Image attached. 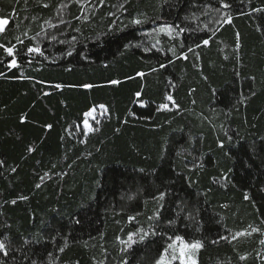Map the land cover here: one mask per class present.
Returning a JSON list of instances; mask_svg holds the SVG:
<instances>
[{
  "label": "trees",
  "instance_id": "trees-1",
  "mask_svg": "<svg viewBox=\"0 0 264 264\" xmlns=\"http://www.w3.org/2000/svg\"><path fill=\"white\" fill-rule=\"evenodd\" d=\"M120 2L122 0H106L105 7L98 10L96 19L86 29L84 35L90 38L87 43L89 61L74 54L57 64L45 65L42 71L27 66L8 71L0 66V71L6 72V78L0 77V160L4 161V167L0 169V205H3L0 222L7 221L11 225L13 236L18 232L27 235L33 231H46L47 225L71 231L77 242L70 243L61 255V264H75L76 261L94 264L93 257L103 259L100 245L107 248L110 260H119L120 245L116 237L139 226L137 221L129 223L127 216L140 212L138 221L145 223V216L151 214L153 207L151 203L145 206L140 197L125 206L120 196L124 195L126 199L141 185L146 186L151 177H144L153 169H160L166 176L185 172L198 180L189 187L181 178L175 185V191L186 197L190 205L201 201L199 231H196V224L185 229L193 238L203 236L210 240L224 227L235 231L248 223H259L264 214V207L260 206L261 201L254 191L255 207L243 198L245 191L253 186L264 185V165L260 164V157L264 156V143L260 139L264 137V35L256 31L259 21L247 16L234 19V26H225L215 34V42L198 50L201 56L196 67L191 59L176 61L166 70L141 78L136 72L147 73L150 66H157L158 59L166 58L161 53L144 52L142 48L124 50L123 45L129 41L147 42L141 32L154 25H145L143 29L129 28L95 40L96 34L107 29L109 19L106 14L114 11L113 6ZM261 2L264 0H253L257 6ZM58 3L60 0H50V7L44 9L37 6V0H28L25 9L24 0L19 3L0 0V18L9 19L5 30L14 32L13 16L23 28L27 24L25 16L47 17L53 14ZM157 3L158 0H131L127 5L128 14L134 15L139 10L146 11L149 16H167L169 7H157ZM78 12L77 6L72 4L66 18ZM32 27L35 30L36 26ZM237 31L240 32L239 55L245 66L240 77L233 72ZM60 47L63 46L53 48V54ZM226 55L228 60L224 59ZM68 68L72 70L68 71ZM21 71L47 83L13 78ZM253 74L257 76L256 82L245 79ZM204 76L208 79L204 80ZM114 79L121 83L111 84ZM169 79L176 84L175 89L170 88ZM84 83L95 86L86 89L81 87ZM55 84L63 85L62 89H55ZM249 84L256 95L245 104L237 105L241 92L246 96L249 94ZM192 88L196 91L189 95ZM141 90V98L150 101L147 107H141L134 96ZM169 91L186 109L182 114L155 110ZM44 92L50 95L45 96ZM193 99L195 105L191 103ZM100 104L107 107L109 115L104 117L94 113L97 119L89 118V122L100 130L82 136L75 125L81 123L83 113L91 106ZM168 120L172 121L170 125ZM48 124L52 125L51 129L45 127ZM161 124L162 128L157 127ZM224 130L230 135L238 131V138L234 136L238 143L225 142V148L220 149L217 138L224 139ZM190 136L203 137L195 145L198 152L194 153L200 156L203 168L193 173H187L185 167L191 157L186 160V152L176 155L181 148L192 151ZM81 139L86 142L80 143ZM165 141L168 151L161 160ZM30 146L36 151L28 153ZM253 148L256 155L252 153ZM225 152L231 158L225 156ZM249 164L252 167H248ZM13 167L16 172L11 171ZM141 168L146 172L139 173ZM45 172L52 178L41 182L39 176ZM62 172L67 173L63 178L58 175ZM221 173L229 176L230 183L226 188L213 183L212 178ZM97 181L102 187H97ZM37 183H41L40 188L36 187ZM208 189L211 192L206 197L199 196ZM20 196L28 199L19 200ZM13 199H17L15 205L10 203ZM133 201L137 202L136 206ZM225 204L228 207L222 208ZM82 205L90 208L87 221L81 217ZM121 207L126 211L117 215ZM171 215L172 211L166 208L162 219ZM78 217H81L80 225L74 223ZM100 233H103V239ZM258 239L257 235L250 239L240 238L234 242L235 247L241 253L252 252ZM159 247V243L149 244L146 252L144 245H135L129 264H145ZM198 260L199 264H226L229 260L231 264H259L255 253L248 260L239 262L233 246L224 242L206 244L198 253Z\"/></svg>",
  "mask_w": 264,
  "mask_h": 264
},
{
  "label": "snow or ice",
  "instance_id": "snow-or-ice-1",
  "mask_svg": "<svg viewBox=\"0 0 264 264\" xmlns=\"http://www.w3.org/2000/svg\"><path fill=\"white\" fill-rule=\"evenodd\" d=\"M19 3V0H16ZM131 0H122V2L114 5V11L108 12L107 18L109 24L107 29L95 35V40L99 41L102 37L109 36L115 32H124L129 28L143 29L145 25L151 24L154 27L146 32H141L147 40L139 42L129 41L123 45L124 50L132 48H142L144 52L161 53L166 60L158 59L157 66H150L149 72L138 71L137 77L144 78L151 73H158L161 70H166L169 66L173 65L176 61H189L194 62L193 66L199 64L202 50L210 46V42H215V34L223 29L225 26H234L233 21L238 17H253L257 23L256 31L264 35V2L258 6L253 3V0H158L157 7L163 8L167 5L170 9L167 16H149L146 11H137L134 15L128 14L127 5ZM28 0H24L25 9H27ZM75 4L79 9L77 15L68 17L69 7ZM106 0H60L55 7L53 14L45 17L43 15L25 16L24 20L27 24L21 28L20 23H17V17H12V28L15 31L5 30V26L9 24V19H0V66H3L11 71L12 69H21L25 66L28 68L35 67L36 71H42L47 64H57L61 60L79 55L84 61H89L90 57L87 54V43L89 37L85 36L86 29L96 19L97 12L100 8L105 7ZM37 6L47 9L50 7L49 2L45 0H37ZM183 13L181 14V8ZM124 19H121V17ZM125 20L127 22H125ZM32 25H35L33 30ZM11 32V34H9ZM236 43L234 52L236 56L233 60V72L236 77L242 75L244 64L240 58V32L235 33ZM190 41V42H189ZM56 46L60 47L56 54H53L52 49ZM79 49V51H78ZM123 54V53H121ZM225 60L229 57L224 56ZM107 67V64L104 65ZM71 71V68L67 69ZM0 77L6 78V72L0 71ZM20 80H30L35 83L44 84L46 81H37L34 76L25 75L21 71L18 77H13ZM134 79V77H128ZM204 80L208 77L204 76ZM250 82H256L257 76L250 75L245 77ZM111 84L118 85L120 80H111ZM171 89L176 88V84L172 79L168 80ZM95 85L91 83H84L81 87L91 89ZM63 85L55 84L54 88L57 90L62 89ZM249 94L246 96L243 92L239 94V99L236 104H245L247 99L255 96L256 92L251 89L249 84ZM196 89L189 90V95L195 92ZM43 95H50L49 92H44ZM143 90L137 91L134 96L141 107H147L150 103L149 100L142 99ZM195 105L196 101H191ZM157 112H169L182 114L186 109L181 107L177 102L171 91L167 92L164 96V102L157 105ZM99 113L100 116L107 117L109 115L108 109L105 105H94L88 111L83 113V119L80 124L75 125V128L81 132L82 136H87L90 133H96L100 129L93 127L89 122V118L93 121L97 119L94 113ZM135 116V113H132ZM203 118V117H201ZM25 119L22 117V120ZM127 123V121H125ZM167 123L170 125L171 120ZM48 129L52 128L51 124L45 126ZM162 128L163 125H157ZM223 127V126H221ZM119 131V129H117ZM181 131H183L181 129ZM224 139L217 138V147L220 149L225 148V142L232 144L238 143V139L234 140V136L238 138L239 133L234 132L233 135L229 134L228 130L223 132ZM203 137H188L191 142L192 151H187L181 148L176 152L177 156H181L185 152L188 160L186 167L187 173L196 172L197 169L203 168V162L197 153L195 145L201 141ZM261 142L264 143V137H261ZM84 139L80 143H85ZM28 153L36 151L35 147H28ZM168 151L167 141L162 147V155L160 159H165ZM253 155H256L255 148L252 149ZM229 156L228 152L224 153ZM231 158V157H230ZM147 159V157H145ZM260 164L264 165V156L260 157ZM4 167V161L0 160V169ZM248 167H252L251 164ZM16 168L11 169L16 172ZM231 171V169H229ZM139 173H145L146 170L141 168ZM58 175L63 178L67 173H59ZM149 179L148 184L141 185L137 188L136 193L128 195L127 200H136L140 197L143 204L147 206L149 203L153 205L150 209L151 214L145 216V223H139L138 217L140 212L127 216L129 223L133 221L138 222V227L127 232L123 236H117L116 239L120 245L118 249L119 260H113L112 264H129V256L135 245H144L145 251H149V244L159 243V249L155 250L154 254L145 264H199L198 253L205 248L206 244L217 245L224 242L232 245L234 254L239 262L246 261L255 253V259L259 264H264V214L261 215L259 223H248L245 227L233 231L224 227L222 232H218L215 238L210 240L201 236L200 238H193L185 229L195 223L197 225L196 231H199L201 221L198 219L199 213L202 210L200 207L201 201H195L191 205L188 199L180 196L175 191L176 183L183 178L186 184L191 187L198 183V180L187 175L185 172H173L172 175L166 176L162 174L160 169H153L144 178ZM45 178L51 179L52 175L45 172L39 176V180L43 182ZM214 184H222L227 187L229 176L227 173H221L219 177L212 178ZM37 188L41 187V183L36 184ZM97 187H102L100 181H97ZM253 191L261 201V207H264V185L253 186V188L245 191L244 200L249 201L256 206V201L253 199ZM211 189L207 192L199 193V196L206 197ZM175 197V200L173 199ZM19 200H27L28 197L20 196ZM95 200V196L91 197ZM125 197L122 196L121 200ZM12 205L17 203V199L10 201ZM3 207V205H0ZM81 217L87 221L89 206L82 205ZM222 208H227L228 205H222ZM168 208L172 211L173 215L164 216L162 213ZM126 209L121 207L117 211V215H123ZM259 211V209H257ZM2 215V214H0ZM81 217L74 220L77 225L81 224ZM221 219H223L221 217ZM117 224L120 222L117 220ZM7 229L8 231H5ZM123 232V229H121ZM257 235L259 239L256 241L257 247L252 252L241 253L235 247V243L240 238L250 239ZM71 237V240L69 239ZM100 238L103 239V233H100ZM156 238H159L158 240ZM94 239V237H93ZM77 242L76 237L72 235L71 231L67 229H57L52 225H47V230L33 231L25 235L23 232H18L15 236L11 233V225L7 221L0 222V264H61V255L70 247V243ZM145 242H148L147 244ZM100 252L103 259L96 260L93 257L94 264H107L109 260V253L107 248L100 245ZM75 264H79L76 261ZM226 264H231L227 261Z\"/></svg>",
  "mask_w": 264,
  "mask_h": 264
},
{
  "label": "rangeland",
  "instance_id": "rangeland-1",
  "mask_svg": "<svg viewBox=\"0 0 264 264\" xmlns=\"http://www.w3.org/2000/svg\"><path fill=\"white\" fill-rule=\"evenodd\" d=\"M0 19H2V18H0ZM122 196H124V195H121L120 198H121ZM196 197H198V195H196ZM129 203H130L129 200L124 199V205H125V206H127ZM136 204H137V202H136V201H133V206H136ZM194 225H195V223H193V224L190 225V226H194ZM108 264H112V260L109 259V260H108Z\"/></svg>",
  "mask_w": 264,
  "mask_h": 264
}]
</instances>
